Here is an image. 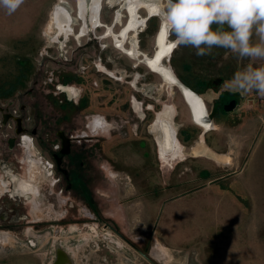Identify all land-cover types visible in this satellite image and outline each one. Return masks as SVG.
I'll list each match as a JSON object with an SVG mask.
<instances>
[{
  "label": "rangeland",
  "instance_id": "obj_1",
  "mask_svg": "<svg viewBox=\"0 0 264 264\" xmlns=\"http://www.w3.org/2000/svg\"><path fill=\"white\" fill-rule=\"evenodd\" d=\"M58 8L67 29L52 25ZM154 8V0L0 4V86H18L0 97V264H61L57 250L65 264H251L255 227L264 242V218L250 216L261 205L251 194L264 196V98L225 88L251 61L178 47L160 61L167 74L155 72L146 59L165 26ZM182 87L205 104V122ZM231 94L238 106L221 112ZM165 132L174 143L164 151ZM57 133L91 137L82 141L91 209L42 144ZM32 160L42 172L35 181Z\"/></svg>",
  "mask_w": 264,
  "mask_h": 264
},
{
  "label": "clouds",
  "instance_id": "obj_2",
  "mask_svg": "<svg viewBox=\"0 0 264 264\" xmlns=\"http://www.w3.org/2000/svg\"><path fill=\"white\" fill-rule=\"evenodd\" d=\"M0 4L8 3L0 0ZM154 6L173 38V48L195 49L198 57L219 48L240 61H251L233 74L225 88L264 98V0H154Z\"/></svg>",
  "mask_w": 264,
  "mask_h": 264
},
{
  "label": "flooded vegetation",
  "instance_id": "obj_3",
  "mask_svg": "<svg viewBox=\"0 0 264 264\" xmlns=\"http://www.w3.org/2000/svg\"><path fill=\"white\" fill-rule=\"evenodd\" d=\"M156 49H155V52L157 51ZM155 52L153 56L155 55ZM220 82L222 83L221 80L219 81V83ZM218 86L219 85H217V87ZM231 102H235L236 105L238 106V101L236 100L233 94L224 95L222 97L221 106H220L221 108H219V110L221 112L223 110L225 111V107L229 105ZM191 112H192V109H191ZM212 113H214V111H212ZM88 136L89 135H86V133L82 135H71V136L66 133H57L55 141L53 143L45 140L42 142V144L45 143V145L49 146L47 148L52 153V158L56 165L58 174L63 177L62 178L63 183L67 186L68 190L73 191L74 194L79 199H81L83 203L88 206V208L91 209L90 206H92L91 203L94 202V198L92 195L91 183H88V180H87L88 179L87 176L90 177V174L86 172V168H85L90 158V153L86 151L87 150L86 145H82V141L84 140L86 141L88 139V141H91V137H88ZM57 140L58 142L55 143ZM72 142L74 143L76 142L78 144L79 147L75 148L77 150L73 148L74 147L73 145H71L70 147V144ZM144 146H145V143H144ZM48 165L50 167V171H52L55 167L53 164L49 162H48ZM86 173L88 174L87 176H86ZM111 178L113 179V176H111ZM109 180L111 181L110 178ZM65 256H66V259H65ZM57 257H58L57 260L59 261L63 259L64 264L66 263L67 259L69 260L68 258L69 256L66 254V252L60 251V250H57Z\"/></svg>",
  "mask_w": 264,
  "mask_h": 264
},
{
  "label": "bare ground",
  "instance_id": "obj_4",
  "mask_svg": "<svg viewBox=\"0 0 264 264\" xmlns=\"http://www.w3.org/2000/svg\"><path fill=\"white\" fill-rule=\"evenodd\" d=\"M94 2H95V0H78L80 8L83 7V4H85V6H89L90 4H92ZM144 6H147V4H144ZM129 12H130V17L132 18V21L130 24V29H135V26L139 22V19H140L139 15L137 14V10H135V8L133 6H131V8L129 9ZM151 13L152 14H150V16L156 14L157 10L154 8L151 11ZM70 21H71L70 18L66 17L62 13V10L60 8H58L54 14L52 25H55L59 29H65V28L67 29L68 26H70V24H72V22H70ZM146 21H147V19H146ZM167 37H168V33H167L166 29L164 28L159 32V34L157 35V39H156L157 44H158V47H157L158 56L146 59V64L149 68H151L155 72L161 71L163 74H167V72L162 67V64L160 63V61L162 58L170 56L172 51H173V48H171L169 50V45H171V43L168 41ZM160 56H161V58H160ZM158 58H160V59L158 60ZM166 77L172 81V76L166 75ZM175 85H177V84L175 83ZM181 89H182V91H184L183 93L185 94V98H186L187 103L191 106V108L194 111L195 118L200 122H205V119H203V118L206 117L207 110H206V106L203 103V101L200 98H198L195 94H193L192 91H189L188 89H185L183 87ZM165 116L171 117V113L166 112ZM204 125H207V124L204 123ZM160 126H161L160 124L157 125L158 128H160ZM208 126L209 125H207V127ZM163 129H164V127H163ZM157 137H158L159 143H160V145L164 151H165L167 146H169L171 144L173 145V143H174V138H173L172 132L171 133L165 132V134L163 136H160V137L157 136ZM169 137H171V138H169ZM172 145H171V147H172ZM203 151L206 152V148L205 149L203 148L202 153H204ZM31 165H32V169L30 170L31 171L30 179H31V181H35L36 177L38 175H42V172L39 171L38 165L35 161L32 160Z\"/></svg>",
  "mask_w": 264,
  "mask_h": 264
},
{
  "label": "crops",
  "instance_id": "obj_5",
  "mask_svg": "<svg viewBox=\"0 0 264 264\" xmlns=\"http://www.w3.org/2000/svg\"><path fill=\"white\" fill-rule=\"evenodd\" d=\"M166 112H170L171 113V116H172V111L170 109L166 110ZM170 116V115H169ZM170 117L167 116V120H169ZM264 120V119H263ZM263 130H261V132L259 133H264V126L262 128ZM261 140V138H259ZM259 140V143L257 145V147H260V146H264V141L261 142ZM256 147V148H257ZM251 200L254 201V202H258V203H261V205L258 206V209H253V211L250 213V216L254 217V218H257V217H260V218H264V196H259L256 194H251ZM257 206V205H256ZM138 208V206L136 207ZM135 211L138 212V209H134ZM254 239H253V243H254V250L255 252L252 253V257H251V254H250V257H251V264H264V257H260L261 260L258 261V254L259 256L261 255L260 253H257V250H263L264 251V242L263 241H257V237H256V227H255V232H254ZM262 254L264 255V252H262ZM253 261V262H252Z\"/></svg>",
  "mask_w": 264,
  "mask_h": 264
},
{
  "label": "trees",
  "instance_id": "obj_6",
  "mask_svg": "<svg viewBox=\"0 0 264 264\" xmlns=\"http://www.w3.org/2000/svg\"><path fill=\"white\" fill-rule=\"evenodd\" d=\"M24 76V75H23ZM17 83L8 84L7 86H0V97L8 98L13 94V92L17 89L18 86H16ZM21 85V83L19 84ZM4 91L1 93V91Z\"/></svg>",
  "mask_w": 264,
  "mask_h": 264
},
{
  "label": "water",
  "instance_id": "obj_7",
  "mask_svg": "<svg viewBox=\"0 0 264 264\" xmlns=\"http://www.w3.org/2000/svg\"><path fill=\"white\" fill-rule=\"evenodd\" d=\"M157 47H158V45H157ZM157 52H158V51L155 52L154 57H157V56H158V53H157ZM160 58H161V56H160ZM160 58H158V60H159ZM193 94H194V93H193ZM236 106H237V105H236L235 102H231L229 105H227V106L225 107V111H226V112H232V111L235 109ZM205 118H206V117H205ZM205 118H203V119H205Z\"/></svg>",
  "mask_w": 264,
  "mask_h": 264
},
{
  "label": "snow or ice",
  "instance_id": "obj_8",
  "mask_svg": "<svg viewBox=\"0 0 264 264\" xmlns=\"http://www.w3.org/2000/svg\"><path fill=\"white\" fill-rule=\"evenodd\" d=\"M17 2H18V0H6V3L10 4L12 7H15ZM171 48H173V45H169V50ZM172 82L175 83V79L174 78H172Z\"/></svg>",
  "mask_w": 264,
  "mask_h": 264
}]
</instances>
